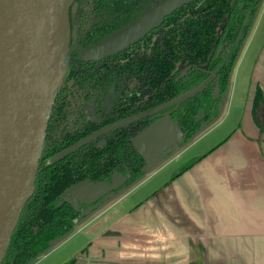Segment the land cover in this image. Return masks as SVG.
<instances>
[{
	"label": "flooded vegetation",
	"instance_id": "obj_1",
	"mask_svg": "<svg viewBox=\"0 0 264 264\" xmlns=\"http://www.w3.org/2000/svg\"><path fill=\"white\" fill-rule=\"evenodd\" d=\"M160 1L73 0L71 4V66L53 104L40 168L44 172V189L49 176L53 184L49 189H55L52 193L61 190L60 202L79 210L71 220L72 230L143 177L145 165L132 153L128 156L127 146L133 135L155 121L154 109L205 85L207 79L193 78L192 71L205 68L193 64L187 54L206 50L208 21L212 19L218 34L215 56L218 50L219 55L226 56V61L219 70L217 62L206 70L213 69L209 75L216 82L213 95L226 99L236 66L264 6V0H229L228 3L227 0H192L166 15L158 27L122 50L102 58L85 59L87 48L124 29ZM219 3L224 6L219 8ZM217 9L224 12L219 20H216L219 13L214 11ZM161 52L179 71L175 77L179 80L177 91L173 95L170 92L163 102L155 100L163 91L156 75ZM176 55L181 56L179 60L175 59ZM219 78L225 85L221 91L217 88ZM190 95L162 110L178 116L185 133L194 129L185 141L197 129L214 121L219 108H223V102L214 105L213 116L211 108L198 106L192 121L193 106H182ZM144 112L149 114L143 116Z\"/></svg>",
	"mask_w": 264,
	"mask_h": 264
},
{
	"label": "crops",
	"instance_id": "obj_2",
	"mask_svg": "<svg viewBox=\"0 0 264 264\" xmlns=\"http://www.w3.org/2000/svg\"><path fill=\"white\" fill-rule=\"evenodd\" d=\"M234 73L213 124L235 118L230 133L198 153L207 129L30 264L72 240L58 264H264V123L253 115L258 87L264 99V6Z\"/></svg>",
	"mask_w": 264,
	"mask_h": 264
},
{
	"label": "water",
	"instance_id": "obj_3",
	"mask_svg": "<svg viewBox=\"0 0 264 264\" xmlns=\"http://www.w3.org/2000/svg\"><path fill=\"white\" fill-rule=\"evenodd\" d=\"M191 1L161 0L124 29L87 48L85 59L102 58L122 50L158 27L166 15ZM72 2L0 0V263L22 210L34 194L53 104L70 68ZM196 90L159 105L154 109L156 120L133 135L131 141L145 161L143 176L165 164L221 116L222 107L214 121L197 129L185 141L187 133L172 115L160 112ZM227 100H223V107ZM148 114L144 112L143 116ZM72 231L52 240L28 264Z\"/></svg>",
	"mask_w": 264,
	"mask_h": 264
},
{
	"label": "trees",
	"instance_id": "obj_4",
	"mask_svg": "<svg viewBox=\"0 0 264 264\" xmlns=\"http://www.w3.org/2000/svg\"><path fill=\"white\" fill-rule=\"evenodd\" d=\"M228 2L229 0L225 1V3ZM215 5L216 3H214V6ZM223 6L224 5L222 3L218 4L219 8H222ZM214 11L219 13L216 20H219L220 18H222V16H224L223 11L219 9ZM208 23H209V27L206 33L207 35L206 50L201 52V50L198 49L196 53L187 54V56L189 57V59H191V62H193V64H197V65L199 64L203 68H205V69L197 68L196 70L195 69L192 70L194 71L193 73H195L193 75V78H198V80L202 78V81L205 80V78L207 79L205 85L202 88H198L193 94L185 98V100L182 102V106H184L185 104H191L193 106V108L191 109L192 121H194L195 118L194 115L196 113V108H198V106L200 107L205 106V108L208 107L209 109L211 108L210 113H212L213 115L216 112V111L215 112L212 111L214 105L221 104L224 100V98H219V96L213 95L216 82L213 79L209 78V75L213 69H211V71L210 69L206 70L212 65V63L214 65L215 62H217L216 68L217 70H219L225 66V61H226V56L224 54L219 55L218 50H217L218 54L217 56H215L216 49L219 44L218 34L215 30V27L213 25L214 22L212 21V19L208 21ZM180 57H181L180 55H176L175 59L179 60ZM70 66H71V60H70ZM178 72L179 71L176 69L175 63L168 61L166 57L162 54V52L158 54V71L156 70V75L158 74L157 83L161 86V88L163 87V91L157 94L158 97L155 100L159 102H163V100L169 98L170 92H172L173 95L177 91L179 80H176L175 77L178 75ZM224 86L225 85L220 81L219 78V81L217 83V88L221 91L223 90ZM207 92L208 95H204ZM218 99L220 101H218ZM218 108H217V113H218ZM165 112H169V111L165 110V111H161L160 113H165ZM253 115L259 126L263 128L262 125L264 123V99H263L262 91L259 87L257 88V92L254 99ZM156 117L157 116H155L154 120H156ZM172 117L179 124L180 118L178 116H175L174 114L172 115ZM192 126L194 125L192 124ZM193 131L194 129L192 130L190 129L186 133L189 135ZM129 136L130 135H128V138L131 137ZM114 146L116 149L117 146L115 143ZM114 151L115 150L113 149V153ZM127 152L129 157L131 156V153L134 155L135 158L139 157L142 161V164L145 165L144 159L141 157V155L136 150V148L134 147L131 141H128ZM40 166H41V159L39 162V167L36 175V188L34 194L26 202L22 210L17 226L12 234L9 247L6 250L5 256L0 264H28L39 253L47 249L52 240L56 238H60L72 230L71 220L77 216L79 210L74 209L73 206L68 203L60 202V198L58 197V195L61 190L58 191L57 193H52L55 189L53 190L49 189L53 186V184L51 183V177L49 176L46 179L49 180L47 181L48 185L44 189V177L42 175L44 174V172H41ZM139 166L140 165H138L137 168H139ZM59 186H60V182L58 183L57 188ZM73 260H70L64 264H72Z\"/></svg>",
	"mask_w": 264,
	"mask_h": 264
},
{
	"label": "rangeland",
	"instance_id": "obj_5",
	"mask_svg": "<svg viewBox=\"0 0 264 264\" xmlns=\"http://www.w3.org/2000/svg\"><path fill=\"white\" fill-rule=\"evenodd\" d=\"M225 108H226V105H225V107H223V109H222L223 111H222L221 115H224V110H226ZM220 118L221 117H219V119ZM216 122H215V124H216ZM234 124H235V118L234 119L231 118V120L228 119L227 121H222L220 124L214 125V127H213V125L208 126L207 129H210L211 132L209 131L207 136H204V138L199 140L193 149H195V151L198 153L201 152L203 148L209 147L214 140L221 139L223 136H226L228 133H230ZM206 130H203V131L199 132L198 134L200 135L201 133L205 132ZM197 138L198 137L194 138L192 141H189L187 143V145H185L183 147V149H181L176 155H174L166 163L175 159L176 156L180 154V152H182L186 147H188ZM193 149L191 151H188L187 153H185L180 158V162H182V164H184L185 159H188L186 157L192 153ZM175 164H177V163H175ZM175 164H171L170 167L175 165ZM171 169H172V167H171ZM133 195H135V193ZM78 244H79L78 240H72V242H69L68 244H65L64 246H60V248H58L54 252L52 251L49 253V255H46L45 257H43L44 260L42 262H40V264H58L59 262H61V260L62 261L67 260L68 258H70L73 255L75 248H76V246H78Z\"/></svg>",
	"mask_w": 264,
	"mask_h": 264
}]
</instances>
